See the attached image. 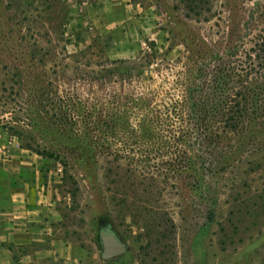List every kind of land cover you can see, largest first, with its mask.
I'll return each mask as SVG.
<instances>
[{
  "label": "rangeland",
  "instance_id": "374dc122",
  "mask_svg": "<svg viewBox=\"0 0 264 264\" xmlns=\"http://www.w3.org/2000/svg\"><path fill=\"white\" fill-rule=\"evenodd\" d=\"M201 1L207 12L186 18L182 0H0V89L7 87L0 96V159L8 146L24 145L18 135L54 156L21 149L16 184L34 186L57 212L55 237L66 243L69 264H264V126L235 138L210 174L196 165L171 176L176 164L138 158V173L123 179V171L107 174L105 158L93 149L134 151L147 136L102 137L91 145L79 135L76 143L67 125L42 127L36 105L26 107L18 95L21 86L33 92L49 83L85 101L88 82L65 67L63 55L81 50L93 35L112 61L133 60L150 42L170 61L199 40L246 52L248 41L264 35V0ZM62 149L67 158L56 161ZM151 174L158 175L155 182ZM107 229L126 252L102 260L99 233Z\"/></svg>",
  "mask_w": 264,
  "mask_h": 264
},
{
  "label": "trees",
  "instance_id": "16d2710c",
  "mask_svg": "<svg viewBox=\"0 0 264 264\" xmlns=\"http://www.w3.org/2000/svg\"><path fill=\"white\" fill-rule=\"evenodd\" d=\"M182 3L186 18L207 12L201 0ZM99 41L93 35L81 50L63 55L65 67L81 73L88 82L85 101L49 83H41L33 92L21 86L18 95L26 107L36 105L43 115L42 127L55 130L56 125H67L75 138L83 135L91 145H98L102 137H148L144 143H134V151L94 148L95 157L105 158L107 174L123 171L118 175L126 179L138 173L133 168L135 160L159 157L167 160L165 165L176 164L171 176L196 165L210 174L233 150L235 138L264 126L263 34L248 41L246 52L227 43L218 48L216 43L192 41L190 48L183 45L173 61L168 60V53L158 54L153 42L145 43L133 60L112 61ZM6 93L7 87L1 85L0 96ZM30 97L35 104L29 106ZM23 111L29 116L27 109ZM18 137L26 140L20 149L42 158L54 157L45 149L39 151L34 138ZM63 150L56 151V161L66 160ZM157 176L151 174L150 180L155 182Z\"/></svg>",
  "mask_w": 264,
  "mask_h": 264
},
{
  "label": "crops",
  "instance_id": "0c3cea01",
  "mask_svg": "<svg viewBox=\"0 0 264 264\" xmlns=\"http://www.w3.org/2000/svg\"><path fill=\"white\" fill-rule=\"evenodd\" d=\"M8 149L7 156L0 159V172L10 176H0V264H69L66 243L55 237L57 212L34 186L22 181L20 186L16 184L23 150L15 145Z\"/></svg>",
  "mask_w": 264,
  "mask_h": 264
},
{
  "label": "water",
  "instance_id": "95a60500",
  "mask_svg": "<svg viewBox=\"0 0 264 264\" xmlns=\"http://www.w3.org/2000/svg\"><path fill=\"white\" fill-rule=\"evenodd\" d=\"M102 248L101 259L110 260L123 255L126 252L125 245L110 230H103L99 233Z\"/></svg>",
  "mask_w": 264,
  "mask_h": 264
}]
</instances>
